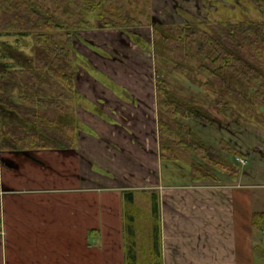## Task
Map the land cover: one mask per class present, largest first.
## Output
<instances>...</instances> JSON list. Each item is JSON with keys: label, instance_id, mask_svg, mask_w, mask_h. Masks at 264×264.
Masks as SVG:
<instances>
[{"label": "crops", "instance_id": "0c3cea01", "mask_svg": "<svg viewBox=\"0 0 264 264\" xmlns=\"http://www.w3.org/2000/svg\"><path fill=\"white\" fill-rule=\"evenodd\" d=\"M15 59L0 62L15 67ZM139 83L99 85L96 97L76 83L79 96L65 103L90 128H78L75 147H0V264H264V223L254 219L264 213V193L254 190L264 185L246 184L236 171L231 182H195L191 171L189 181L163 178L164 164L185 165L156 158L151 130L132 124L153 114L152 96L137 95L147 87ZM150 191L157 256L153 229L144 235L136 227V195ZM126 193L133 198L128 208Z\"/></svg>", "mask_w": 264, "mask_h": 264}, {"label": "trees", "instance_id": "16d2710c", "mask_svg": "<svg viewBox=\"0 0 264 264\" xmlns=\"http://www.w3.org/2000/svg\"><path fill=\"white\" fill-rule=\"evenodd\" d=\"M128 1L0 0V34L31 33L33 37L32 55L12 51L20 65L0 62V106L17 115L11 118L0 114V147L10 148L7 141L23 149L76 146L75 107L65 103L75 91L76 62L67 54L72 32L96 24L106 28L140 25L129 12ZM94 14L97 18L90 19ZM152 33L156 47L166 55L163 65L173 64L190 82L207 88L217 85L236 98L248 99L250 94L264 101V17L247 23H212L208 30L193 23H162L153 25ZM156 71L160 158L177 160L179 152L189 153L192 159L200 156L204 161L192 165V180L219 181L211 176L219 153L191 140L186 123L191 119L205 121L207 117L193 99L176 98L167 74L160 67ZM220 100L219 95L217 103ZM236 154L244 155L239 151ZM219 167L222 172L228 169L224 164ZM132 202V195L126 193L127 208ZM152 205L157 217L155 197ZM255 214L256 222H262L258 226L263 227L264 213ZM152 226L153 252L157 256L156 220Z\"/></svg>", "mask_w": 264, "mask_h": 264}, {"label": "rangeland", "instance_id": "374dc122", "mask_svg": "<svg viewBox=\"0 0 264 264\" xmlns=\"http://www.w3.org/2000/svg\"><path fill=\"white\" fill-rule=\"evenodd\" d=\"M127 7L131 15L140 20V25L106 28L96 24L93 28L72 32V45L67 48V54L76 62L73 100L74 97L79 96L76 83L81 84L82 90L86 92L85 95L89 94L91 97L97 96L99 85H110L113 88L112 84L119 82L127 83L135 80L138 83H145L147 87L142 89L141 86L136 89V91L140 90L137 95H146L147 98L152 96V99L147 101H153V114L150 119L147 112V119L138 117L132 124L144 128L147 132L151 130L149 133L151 135L153 133L157 147L158 157L155 156L161 159L157 130L160 106L155 91V78L158 74L156 69L160 67L172 83L175 97L193 99L208 119L205 121L191 119L186 123L191 140L213 147L219 153L217 166L211 167L213 169L211 176L219 181L231 182L230 176L236 171L239 176L244 173L243 181L246 184L264 185V101L250 94L247 95L248 99L236 98L222 91L217 85L207 88L190 82L185 73L173 68V64L163 65L166 55L156 47L152 33L153 25L162 23H193L208 30L209 24L217 22L261 21L264 17V0H129ZM95 16L97 14L90 15L89 18L95 20L97 18ZM32 44L31 33L0 34V61L16 63L17 60L11 57L12 51L33 50ZM60 44L63 45L62 42ZM114 90L117 93V88ZM219 95L222 96V100L217 103ZM2 110L5 109L0 106V114ZM97 110L98 107L94 104V111ZM76 125L83 130L90 128L78 118ZM237 150L248 155L246 164L239 163V158L242 157L244 160L246 158L244 155H237ZM177 156L178 160L184 161L185 164L179 162L176 165H185V167L168 169L169 167H165L164 164L160 168V173L163 178L170 175L178 181H189L191 165L196 166L204 160L200 156L192 159L189 153L179 152ZM192 160H195V163ZM222 164L228 167L225 172L220 170L219 166ZM163 180L168 182L166 179ZM257 190L264 193V186L254 191ZM141 193L136 195L138 206L136 219L139 223L136 227L139 228L137 232L142 231L144 235H149L152 231V223L157 218L152 209V192L147 193V198L146 194ZM130 218L129 216L127 218L128 225L132 222ZM130 231L128 228L129 244L132 237ZM139 239L143 244L144 238Z\"/></svg>", "mask_w": 264, "mask_h": 264}, {"label": "built area", "instance_id": "2783aa9c", "mask_svg": "<svg viewBox=\"0 0 264 264\" xmlns=\"http://www.w3.org/2000/svg\"><path fill=\"white\" fill-rule=\"evenodd\" d=\"M239 161H240L242 164H245V163H246V160H244L242 157L239 158ZM0 233H1V227H0Z\"/></svg>", "mask_w": 264, "mask_h": 264}]
</instances>
